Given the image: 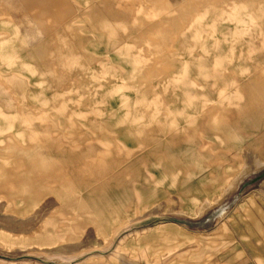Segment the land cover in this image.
<instances>
[{
  "label": "rangeland",
  "instance_id": "1",
  "mask_svg": "<svg viewBox=\"0 0 264 264\" xmlns=\"http://www.w3.org/2000/svg\"><path fill=\"white\" fill-rule=\"evenodd\" d=\"M0 264H264V0H0Z\"/></svg>",
  "mask_w": 264,
  "mask_h": 264
},
{
  "label": "bare ground",
  "instance_id": "2",
  "mask_svg": "<svg viewBox=\"0 0 264 264\" xmlns=\"http://www.w3.org/2000/svg\"><path fill=\"white\" fill-rule=\"evenodd\" d=\"M260 163H262V162H260ZM257 165H259V163H258V161H257ZM246 174V173H245ZM241 177V176H240ZM239 178V177H238ZM238 180V179H237ZM229 185V184H228Z\"/></svg>",
  "mask_w": 264,
  "mask_h": 264
}]
</instances>
